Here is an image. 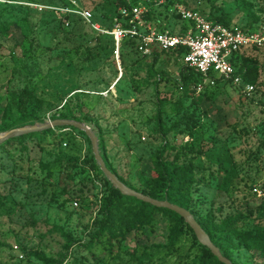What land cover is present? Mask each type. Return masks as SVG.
I'll return each mask as SVG.
<instances>
[{
    "label": "rangeland",
    "instance_id": "rangeland-1",
    "mask_svg": "<svg viewBox=\"0 0 264 264\" xmlns=\"http://www.w3.org/2000/svg\"><path fill=\"white\" fill-rule=\"evenodd\" d=\"M76 1L108 29L125 23L117 0ZM188 2L264 35V0ZM63 3L0 0V133L71 112L70 120L93 129L108 168L129 187H159L163 149L164 161L193 164L196 182L182 193L197 220L215 230L239 215V228L262 225L264 49H247L261 64L250 93L231 84L193 93L194 76L181 81L177 55L156 49L155 60L126 42L119 66L110 35L96 39L74 20L55 18L51 6ZM165 4L153 8L150 24L184 31L187 22ZM62 136L0 145V264H62L69 256L68 264H215L176 219L131 202L117 201L110 231L96 240L107 221L103 200L116 188L84 131L74 130L68 145ZM228 251L236 264H264V252L238 239Z\"/></svg>",
    "mask_w": 264,
    "mask_h": 264
},
{
    "label": "trees",
    "instance_id": "trees-1",
    "mask_svg": "<svg viewBox=\"0 0 264 264\" xmlns=\"http://www.w3.org/2000/svg\"><path fill=\"white\" fill-rule=\"evenodd\" d=\"M65 3L61 4V6H70L71 2L70 0H64ZM147 0H143L142 3L146 2ZM158 0H148V6H149V11L146 13L147 21L150 23L151 21H155V8L158 6L157 2ZM168 3L165 4V9L170 10L171 5L173 4V0H167ZM138 3L137 0H117V16L121 17V14L119 12V9L121 7H125L127 9H130L132 5H136ZM140 3V1H139ZM138 3V4H139ZM56 6V5H54ZM58 6V7H61ZM55 13V18L58 19V21L63 22L65 20H74L75 23L81 24L87 29L90 30V32L93 33V35L96 37V39H102L108 37L107 34H101L97 32L96 30L92 29L89 24H87L81 17H78L73 14H67V13H62L58 10L54 11ZM176 19L180 21V18L174 14H172ZM207 16L220 24L230 26L232 25L231 20L224 18L222 15L219 16H212L211 13ZM115 17V16H114ZM94 19L97 21V18L94 14ZM98 22V21H97ZM101 24V23H100ZM155 25V24H154ZM105 27V26H104ZM244 28V27H243ZM160 29H165V27H162ZM246 29V28H244ZM111 41L113 48L115 47V41L114 38L110 35ZM128 42L129 44H132L133 46L137 45V40L134 38H126L124 39L122 46L124 43ZM248 49V48H247ZM247 49L242 50L239 55L235 57V65L238 68L239 74L243 77L244 81L254 83L255 82V77H257L259 69L261 67V64L259 62V59L256 55L253 53H250ZM257 50L258 48L253 47L251 50ZM166 53H171L175 54L179 57V59H182V55L187 52L186 48H179V49H174V50H161ZM157 52L154 51L153 55L155 57V60L158 59V54ZM116 60V59H115ZM184 64V63H183ZM194 76V79L192 80V91L193 93H198V94H206L209 92L212 88L217 87L219 84L226 85V84H231L232 83L228 81H222L220 79L217 80L216 85L211 86V85H205L204 89L201 92L197 91V85L201 81V74L195 69L192 68L186 64H184V69L180 73V78L181 81L187 84L190 79ZM235 86V85H233ZM237 87V86H236ZM239 88V87H237ZM240 89V88H239ZM241 90V89H240ZM30 117H34V114L30 115ZM63 119H69L74 117L71 112L69 113H62L61 116ZM74 130H78L75 127L72 126H65V127H56V128H51L48 130L40 131V132H34L30 133L27 135L19 136L16 138L10 139V141H17L19 143L23 142L26 138L29 137H44V136H59L63 135L65 136V142L66 145L70 143V141L73 140V132ZM60 133V134H59ZM62 136V138H63ZM61 139V138H59ZM9 141V140H8ZM54 142V141H52ZM3 144V143H2ZM65 145V144H64ZM162 152L163 149L161 150V153L159 155L158 163H159V168H160V173L158 175V185L156 189H149L145 192H142L144 194H147L151 197L158 198V199H166L169 200L173 203L179 204L188 210H190V203L189 200L186 198V196L182 193L183 188L186 186H191L196 182V179L193 177V164H179L177 161H164L162 159ZM106 165H108L107 160L105 159ZM133 188V187H132ZM135 189V188H133ZM137 190V189H135ZM139 191V190H137ZM117 201H126V202H131L137 205L138 207H141L142 209H145L149 212L151 216H153L154 212L166 214L168 216L173 217L174 219L177 220L178 226H179V231L182 232L184 227L188 228L192 234L194 239L197 241V243L200 245L201 250H202V255L207 259L214 261L215 264H224L219 261V259L214 256L212 251L208 249L207 247L203 246L197 239L193 229L185 222L184 218L181 217L179 214L176 212L167 209V208H159L156 206H153L149 203H146L142 200L137 199L136 197L132 196H127L123 195L118 189H114L111 192V195L108 197L104 198L103 203L105 205V212L107 217L101 222V226L99 230L96 232L95 239L100 240V237L104 235L106 232L110 231V226L109 224L111 223V220L113 218V212L117 208ZM191 211V210H190ZM192 212V211H191ZM246 218V217H245ZM243 220V216L239 215L236 219L234 218H229L227 221L223 223V226L215 230L208 226L205 222L198 220L199 223L202 225V227L207 231V233L210 235L212 241L221 249L222 253L231 259L233 262L234 260L232 257L229 255V247L234 239H238L239 243L244 244L246 247H248L251 250H257L264 252V201L263 203L260 204V210H259V220L263 222L262 225L260 224H255L252 225V227H249L247 229L245 228H239L237 226V222ZM227 230V231H226ZM72 259V256H69L68 258L66 257L63 259L62 264L66 262L68 264L70 260ZM235 263V262H234ZM236 264V263H235Z\"/></svg>",
    "mask_w": 264,
    "mask_h": 264
},
{
    "label": "built area",
    "instance_id": "built-area-1",
    "mask_svg": "<svg viewBox=\"0 0 264 264\" xmlns=\"http://www.w3.org/2000/svg\"><path fill=\"white\" fill-rule=\"evenodd\" d=\"M70 6H51L62 13L81 17L90 27L101 34L112 35L116 46V60L119 62L120 47L126 38L137 40V46L145 55H152L156 49L174 50L181 47L187 52L182 55V62L195 68L201 74L197 91L205 85L214 86L217 80L228 81L239 87L243 93H250L253 85L244 81L235 65V57L247 48L264 49V35L250 32L240 25L226 26L211 20L197 6H191L188 0H173L172 14L185 21L186 29L179 31L169 28L160 29L144 19L149 6L132 5L130 9L121 7L122 21L116 20L112 29L95 21L94 13L76 0H70ZM158 4L168 3L158 0ZM66 145V143H65ZM66 264V262L64 263Z\"/></svg>",
    "mask_w": 264,
    "mask_h": 264
},
{
    "label": "water",
    "instance_id": "water-1",
    "mask_svg": "<svg viewBox=\"0 0 264 264\" xmlns=\"http://www.w3.org/2000/svg\"><path fill=\"white\" fill-rule=\"evenodd\" d=\"M65 126H72L86 133V135L89 137L91 141L95 160L97 161L101 170L106 175V177L111 182V184L116 189H118L123 195L136 197L137 199L149 203L153 206L159 208H167L176 212L181 217H183L185 222L193 229L198 241L203 246L210 249L214 254V256H216L220 262L224 264H235L231 259H229L222 253L221 249L212 241L210 235L202 227L199 221L193 216L190 210L179 204L173 203L169 200L154 198L140 191H137L129 187L127 184H125L113 171H111L106 165V162L104 161L100 153L98 136L95 134V132L89 125L70 119H55L53 121L43 124H34L29 126L13 128L6 132L0 133V145L12 138H16L34 132L48 130L51 128L65 127Z\"/></svg>",
    "mask_w": 264,
    "mask_h": 264
},
{
    "label": "crops",
    "instance_id": "crops-1",
    "mask_svg": "<svg viewBox=\"0 0 264 264\" xmlns=\"http://www.w3.org/2000/svg\"><path fill=\"white\" fill-rule=\"evenodd\" d=\"M183 26V25H182ZM186 25H184L183 27H185Z\"/></svg>",
    "mask_w": 264,
    "mask_h": 264
}]
</instances>
